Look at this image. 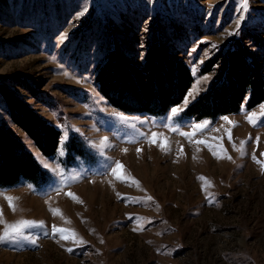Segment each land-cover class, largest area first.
Returning a JSON list of instances; mask_svg holds the SVG:
<instances>
[{"label":"rangeland","instance_id":"obj_1","mask_svg":"<svg viewBox=\"0 0 264 264\" xmlns=\"http://www.w3.org/2000/svg\"><path fill=\"white\" fill-rule=\"evenodd\" d=\"M242 3L0 0V85L59 132L54 157H43L0 96V127L47 177L0 188V235L6 224L21 228L0 243V264H264V168L256 162H264V103L214 121L183 116L213 79L201 67L234 40L264 65V0ZM157 40L190 67L188 96L173 108L181 111L151 117L111 108L95 85L96 64L114 49L140 63ZM242 141L243 153L233 147ZM116 162L128 179L112 174Z\"/></svg>","mask_w":264,"mask_h":264},{"label":"trees","instance_id":"obj_2","mask_svg":"<svg viewBox=\"0 0 264 264\" xmlns=\"http://www.w3.org/2000/svg\"><path fill=\"white\" fill-rule=\"evenodd\" d=\"M260 57L241 40L218 51L201 67L200 74L213 73L207 90L183 111V116L201 122L236 115L264 103V65ZM190 67L160 40L147 47L140 63L120 50H110L96 64L94 82L109 106L127 114L160 117L178 107L193 83ZM0 96L12 122L33 141L43 157H54L59 132L38 117L7 87ZM47 180L34 156L0 127V188L21 181L40 185Z\"/></svg>","mask_w":264,"mask_h":264},{"label":"snow or ice","instance_id":"obj_3","mask_svg":"<svg viewBox=\"0 0 264 264\" xmlns=\"http://www.w3.org/2000/svg\"><path fill=\"white\" fill-rule=\"evenodd\" d=\"M241 7L242 8H247V0H243V3L241 5ZM179 111H181V109H179V108L173 109L172 110V115L175 116ZM261 111L264 112V106H262ZM255 119H256L255 114L249 115V117H248L249 123H253L254 124L255 123ZM228 123H232V122L228 121ZM202 127H203L202 125H198L197 126V128H202ZM229 139H231L230 133H229ZM150 143H157V137L155 135L151 139ZM197 143H203V141H197ZM244 143L245 142L242 141L241 142V147L238 148V149L235 147V145H233V147H234L235 150L240 151L241 153H243V145H244ZM158 146L161 147V150H166V148H167V145L165 143H163V142L159 143ZM138 151H139V149H138ZM221 152L223 153V149H221ZM213 155L216 156V158H218V159H224V158L231 159V157L227 156L226 154H218L216 152H213ZM254 159H255V157H254ZM256 162L260 163L261 167L264 168V162H261V161H256ZM122 167L123 166L119 162H116L115 168L112 169V174L118 180L124 181V180H126L128 178L125 177V176L119 175L118 171H117L118 169H122ZM199 179L204 181L206 186H211L210 182L207 181L206 178L200 177ZM131 182L138 186V181H135L134 179H132ZM67 195L69 197H71L74 201L82 203V201H79L78 197H76L73 193H67ZM5 199L8 201L9 207L13 211H15V205L13 203V198L12 197H5ZM147 199L151 200L152 198L148 197ZM50 211H52L53 215H59V216L62 217V213L60 212L59 209H50ZM2 219H3V212H2V210H0V220H2ZM31 223L32 222H26V226L30 225ZM65 223H70V221L65 220ZM40 226H42V225H40ZM141 230H143V229L141 228ZM20 231H21V228L19 226H17V225H7L6 224V227H5L3 235H0V243H4L5 241L11 239L12 236H14L15 234L19 233ZM52 231H53V234L60 233L61 234V239H71L75 243H83V241L79 240V238L77 237L76 233L71 232L70 230L54 227ZM66 232H68V235H64V233H66ZM33 243H35V241H33ZM67 250L69 252L72 251V249H67Z\"/></svg>","mask_w":264,"mask_h":264}]
</instances>
